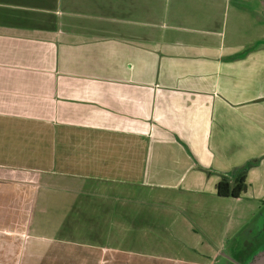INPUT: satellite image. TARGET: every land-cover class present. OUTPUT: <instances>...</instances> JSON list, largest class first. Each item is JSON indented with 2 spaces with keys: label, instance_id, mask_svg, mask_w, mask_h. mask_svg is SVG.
I'll use <instances>...</instances> for the list:
<instances>
[{
  "label": "crops",
  "instance_id": "0c3cea01",
  "mask_svg": "<svg viewBox=\"0 0 264 264\" xmlns=\"http://www.w3.org/2000/svg\"><path fill=\"white\" fill-rule=\"evenodd\" d=\"M255 175L264 0H0V264L248 256Z\"/></svg>",
  "mask_w": 264,
  "mask_h": 264
},
{
  "label": "rangeland",
  "instance_id": "374dc122",
  "mask_svg": "<svg viewBox=\"0 0 264 264\" xmlns=\"http://www.w3.org/2000/svg\"><path fill=\"white\" fill-rule=\"evenodd\" d=\"M253 178V190L247 189L249 194H253L256 198L264 199V178L262 179L260 176L258 177L256 175L253 176ZM242 197L243 200L235 204V207L237 205L241 206L246 213H242L244 216L241 217V228L232 234L233 238L231 237L229 241H227V247L230 243L235 242L234 244L244 249L245 254L253 256L255 253L259 252L257 249L262 248V250H264V204L258 206L256 201L252 199V196H243L242 194ZM236 214L237 212L235 211V215ZM235 223L236 216H234L232 224L235 225ZM256 241L259 245L258 248L253 245ZM225 253L227 252H224V255L217 256L210 264H245L249 258L243 261L241 259H244L246 256H230ZM22 257H25L26 262L30 260V256H20L21 261L19 263L21 264H23Z\"/></svg>",
  "mask_w": 264,
  "mask_h": 264
},
{
  "label": "trees",
  "instance_id": "16d2710c",
  "mask_svg": "<svg viewBox=\"0 0 264 264\" xmlns=\"http://www.w3.org/2000/svg\"><path fill=\"white\" fill-rule=\"evenodd\" d=\"M217 195L220 197L239 198L246 191L244 176L231 183L226 180L220 181L216 186Z\"/></svg>",
  "mask_w": 264,
  "mask_h": 264
},
{
  "label": "water",
  "instance_id": "95a60500",
  "mask_svg": "<svg viewBox=\"0 0 264 264\" xmlns=\"http://www.w3.org/2000/svg\"><path fill=\"white\" fill-rule=\"evenodd\" d=\"M245 264H264V250L255 253Z\"/></svg>",
  "mask_w": 264,
  "mask_h": 264
},
{
  "label": "flooded vegetation",
  "instance_id": "af4514ba",
  "mask_svg": "<svg viewBox=\"0 0 264 264\" xmlns=\"http://www.w3.org/2000/svg\"><path fill=\"white\" fill-rule=\"evenodd\" d=\"M253 245H255L256 248H258V246H259L257 241H256V243L254 242ZM248 257H249V258H248ZM251 257H252V256H249V255H248V256H246L244 259H241V258H239V257H237V258H239V259L245 261L247 258H248V260H249ZM248 260H247V261H248ZM239 263H240V262H239Z\"/></svg>",
  "mask_w": 264,
  "mask_h": 264
}]
</instances>
